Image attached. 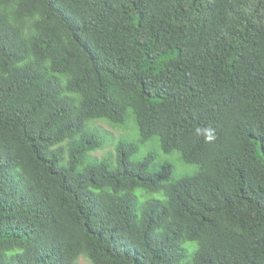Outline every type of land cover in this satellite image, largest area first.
<instances>
[{"label": "trees", "instance_id": "obj_1", "mask_svg": "<svg viewBox=\"0 0 264 264\" xmlns=\"http://www.w3.org/2000/svg\"><path fill=\"white\" fill-rule=\"evenodd\" d=\"M81 256L264 264V0H0V264Z\"/></svg>", "mask_w": 264, "mask_h": 264}, {"label": "rangeland", "instance_id": "obj_2", "mask_svg": "<svg viewBox=\"0 0 264 264\" xmlns=\"http://www.w3.org/2000/svg\"><path fill=\"white\" fill-rule=\"evenodd\" d=\"M92 125L98 128L104 136H106L105 144L102 148L97 149L91 153V158L102 157L106 154L113 155L114 143L119 138H125L127 140L137 139V129L133 119L129 118L122 126H113L105 121L99 120L92 122ZM148 153H152L154 159L151 163V169H157L163 164H170L172 167V177L178 178L184 175H191L197 170V165L184 163L180 159L179 152L174 150L170 153L162 152L159 148L156 138L150 139L146 142H139L138 150L131 156V159L136 161L141 159ZM109 157V156H107ZM153 198H162L159 193L151 195ZM75 264H91V262L85 257H79Z\"/></svg>", "mask_w": 264, "mask_h": 264}]
</instances>
